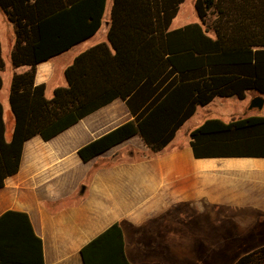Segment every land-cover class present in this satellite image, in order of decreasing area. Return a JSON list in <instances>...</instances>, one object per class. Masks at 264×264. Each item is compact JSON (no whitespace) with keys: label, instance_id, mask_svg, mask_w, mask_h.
Here are the masks:
<instances>
[{"label":"trees","instance_id":"trees-1","mask_svg":"<svg viewBox=\"0 0 264 264\" xmlns=\"http://www.w3.org/2000/svg\"><path fill=\"white\" fill-rule=\"evenodd\" d=\"M185 0H114L109 42L81 55L66 70L68 88L45 96L36 67L92 37L100 29L106 0H0L16 27L10 104L15 118L10 141L0 102V188L21 165L24 143L50 140L117 98L148 93L149 103L130 121L79 150L88 161L139 135L154 152L165 149L199 106L214 98L264 95V0H195L199 22L172 29ZM213 30L215 37L209 35ZM5 63L0 49L1 73ZM202 157H264V116L207 119L191 131ZM84 264H132L121 223L82 248ZM231 264H264V246L241 248ZM0 264H45L42 239L27 213L0 216Z\"/></svg>","mask_w":264,"mask_h":264},{"label":"crops","instance_id":"crops-1","mask_svg":"<svg viewBox=\"0 0 264 264\" xmlns=\"http://www.w3.org/2000/svg\"><path fill=\"white\" fill-rule=\"evenodd\" d=\"M188 1L191 0L181 5L172 29L200 21L181 16ZM113 3L114 0H106L96 34L36 67L35 84L45 85L48 100L54 97L56 89L69 87L66 70L79 55L104 43L114 52L108 37ZM209 35L214 38V31L209 29ZM15 45V24L0 8V49L5 63L0 102L7 141L11 140L15 126L10 104L13 77L30 70L29 66L12 64ZM252 92L253 99L259 96L248 91L243 100L216 97L208 105L199 106L173 141L157 153L139 135H134L88 161L79 154L86 145L136 120L150 101L144 91L128 100H113L50 140L36 135L24 143L19 171L7 177L0 188V216L8 210L29 215L43 242L45 264H84L82 248L118 222L122 224L130 258V233L149 224L160 226V231L169 224L170 235L163 240H169L171 248L204 247L212 234L220 242L219 247H262L264 157L198 158L190 133L216 117L206 116L189 127L197 120L200 107H215L217 115H225L224 121L264 116V112L250 113V103L247 108L241 103ZM227 99L229 104L224 101ZM235 99L240 105L234 103ZM238 106L240 109L235 110ZM183 130L184 139L178 144ZM189 211L202 218V223L199 220L194 226L191 220L186 222L183 214L189 215ZM206 222L213 232L206 229Z\"/></svg>","mask_w":264,"mask_h":264},{"label":"rangeland","instance_id":"rangeland-1","mask_svg":"<svg viewBox=\"0 0 264 264\" xmlns=\"http://www.w3.org/2000/svg\"><path fill=\"white\" fill-rule=\"evenodd\" d=\"M181 16H186L188 19L193 21L198 20V16L195 10L194 3L188 1L187 4L181 10ZM253 92L250 93L247 97V100L243 103L247 108L249 103L252 102ZM225 103L229 104L230 100ZM236 104L240 105L239 100L235 99ZM239 102V103H238ZM238 106L235 110H239ZM258 111L252 110L250 113H257ZM261 112H264V108ZM258 112V113H261ZM264 114V113H263ZM206 116H212L216 118H220L222 120H227L225 115L221 113L217 115V110L215 107L211 108H199L197 120L191 122L189 127L194 124H197L198 121L203 120ZM186 130H183L177 139V143H182ZM188 215L186 212L183 214L185 221L191 220V225L194 223H198V221L202 220V218L198 217L194 214V212L189 211ZM186 221V222H187ZM202 223V221H201ZM205 225L206 229L213 232L212 226L210 227L208 223ZM195 226V225H194ZM165 228V227H164ZM169 224L163 231H160V226L157 227L153 224H149L146 227L140 228L139 230H134L129 235V244H130V255H127L133 264H231L230 261H233L235 257L241 253V249H235L233 247H219L220 243L217 238H213L212 234L209 236V241H205L204 243L208 244L204 247L202 246H189L188 248H171L169 246V240H163L164 237L170 235L169 233ZM208 233V232H207ZM162 237V238H160ZM194 244H200L201 241H194ZM166 245L167 247H165Z\"/></svg>","mask_w":264,"mask_h":264},{"label":"water","instance_id":"water-1","mask_svg":"<svg viewBox=\"0 0 264 264\" xmlns=\"http://www.w3.org/2000/svg\"><path fill=\"white\" fill-rule=\"evenodd\" d=\"M264 108V97H262L261 95L255 97L252 102L249 105V110L252 111H258L261 112Z\"/></svg>","mask_w":264,"mask_h":264}]
</instances>
